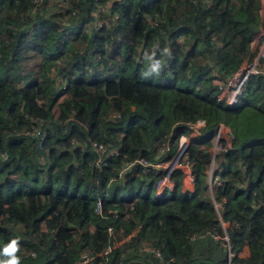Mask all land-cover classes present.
Returning <instances> with one entry per match:
<instances>
[{"label": "trees", "instance_id": "16d2710c", "mask_svg": "<svg viewBox=\"0 0 264 264\" xmlns=\"http://www.w3.org/2000/svg\"><path fill=\"white\" fill-rule=\"evenodd\" d=\"M262 3L0 0V249L17 239L20 264H229L192 238L225 221L232 262L264 264V74L234 106L214 82L252 56ZM200 120L182 159L193 190L177 168L158 195L154 165Z\"/></svg>", "mask_w": 264, "mask_h": 264}, {"label": "built area", "instance_id": "2783aa9c", "mask_svg": "<svg viewBox=\"0 0 264 264\" xmlns=\"http://www.w3.org/2000/svg\"><path fill=\"white\" fill-rule=\"evenodd\" d=\"M255 39H256V41H255ZM254 42H256L257 46H259V50H258L259 53H257L256 58H254L255 62L251 64V60H253V59H251L252 57H248L244 61V63L241 65V67L231 77H229L225 81H223V80L217 81V85L219 87L218 100L221 102H225L229 106H234V105L239 103V101H240L239 98H240V95L242 93V90H243L248 78L252 74H264V27H262L255 34L253 43ZM192 126H193V128H192L191 133L189 135H185L184 136L185 139L181 142L182 146L179 145V147L183 148L179 156H182V154L186 151V148L189 147L190 142L197 139V137L201 133V129L205 126V122L200 120ZM40 127H41V125H36L34 127V130L32 133L35 137H39L42 135V138H44V134H42V130ZM225 129L226 128L223 126L220 127V129L218 130V132L215 135V138L217 141L223 137V132ZM102 148H103V146L100 145L99 149H102ZM112 152H114V151H112ZM141 162H144V160H141ZM179 163L182 164V160ZM145 165L151 166L152 164L146 162ZM175 169H177V167L174 168L171 172H169V174L167 176H165V178L159 182V184H158V195H162L165 192V190L171 189L173 187L172 175H173ZM191 175H192V172H191ZM191 180L193 182L192 176H191ZM216 183L217 184L219 183L218 180L216 181ZM217 206H219V205L217 204ZM222 226L225 229L224 235H220L218 233L205 232V233H201V234H197V233L192 234V238L196 239V238H205L209 235L212 236V238L215 241L220 242L222 244V246H224L227 249V251L229 253V260H230L229 264H236V263L232 262V258L236 256V253L233 251L232 243H231V241H230V239L226 233L227 232L226 228L228 227V223L225 221H222ZM146 250L150 251L152 249L150 247H146ZM107 252H108V250L105 251V253H107ZM155 253H156V256L162 258V255L159 251H155ZM89 259H90V257H88V255H84L83 259L79 262V264H86L89 261Z\"/></svg>", "mask_w": 264, "mask_h": 264}, {"label": "rangeland", "instance_id": "374dc122", "mask_svg": "<svg viewBox=\"0 0 264 264\" xmlns=\"http://www.w3.org/2000/svg\"><path fill=\"white\" fill-rule=\"evenodd\" d=\"M263 7V6H262ZM262 9V8H261ZM252 49H253V54H252V58L253 60H251V64L255 62L256 55L259 50V46H257V43H252ZM219 79H217V81ZM185 135L181 136V138L179 139V144L182 146L181 142L185 139L184 138ZM187 137V136H186ZM223 137L227 138L230 142L232 140V134L230 131V128H226L223 132ZM218 138V137H217ZM188 148V147H187ZM186 148V151H187ZM183 148L179 147V145L173 147L172 149H169V151L164 155V158L160 160L159 164L154 165L157 168H164L166 169L165 171V175L167 176L169 174V172H171L174 168H183L184 170V188L188 190L189 187L193 188V184H192V180H191V168L189 167V165L187 164H180L179 162L182 160V158L184 157L186 151L182 154V156H179L181 151ZM179 151V152H178ZM178 153V154H177ZM217 166L214 165L211 169V175L212 173L216 170ZM172 175V174H171ZM192 184V185H191ZM190 190V189H189ZM229 254V253H228Z\"/></svg>", "mask_w": 264, "mask_h": 264}, {"label": "clouds", "instance_id": "9594fccd", "mask_svg": "<svg viewBox=\"0 0 264 264\" xmlns=\"http://www.w3.org/2000/svg\"><path fill=\"white\" fill-rule=\"evenodd\" d=\"M160 63L156 61L152 64V69L155 71L160 70ZM19 252V242L17 239H12L2 249H0V264H20V257L17 255Z\"/></svg>", "mask_w": 264, "mask_h": 264}, {"label": "crops", "instance_id": "0c3cea01", "mask_svg": "<svg viewBox=\"0 0 264 264\" xmlns=\"http://www.w3.org/2000/svg\"><path fill=\"white\" fill-rule=\"evenodd\" d=\"M262 9H261V15H262V17L264 18V0H263V3H262ZM255 41H256V39H255ZM256 43V42H255ZM183 181H184V178H183ZM192 184H193V182H192ZM191 184V185H192ZM193 188H194V184H193ZM193 188H191V187H189L188 188V190L190 189V190H193ZM250 255V248H249V246H245L243 249H242V251L240 252V256L241 257H248Z\"/></svg>", "mask_w": 264, "mask_h": 264}, {"label": "water", "instance_id": "95a60500", "mask_svg": "<svg viewBox=\"0 0 264 264\" xmlns=\"http://www.w3.org/2000/svg\"><path fill=\"white\" fill-rule=\"evenodd\" d=\"M129 264H143L141 262H130Z\"/></svg>", "mask_w": 264, "mask_h": 264}]
</instances>
